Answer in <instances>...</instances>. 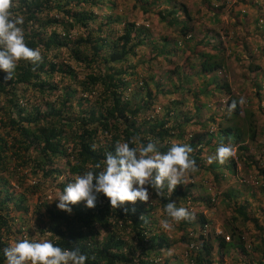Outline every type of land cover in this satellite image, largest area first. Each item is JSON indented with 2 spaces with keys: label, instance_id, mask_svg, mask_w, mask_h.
Masks as SVG:
<instances>
[{
  "label": "trees",
  "instance_id": "16d2710c",
  "mask_svg": "<svg viewBox=\"0 0 264 264\" xmlns=\"http://www.w3.org/2000/svg\"><path fill=\"white\" fill-rule=\"evenodd\" d=\"M163 2L167 9L154 13L166 29H176L177 36L171 38L168 32L152 34L143 25L127 21L125 15L115 13L112 17V1L17 0L13 13L25 18V41L28 47L40 50L43 60L35 71L33 65L20 61L13 79L7 82L6 73L0 71V264H5L3 249L9 246L10 239H21V232L31 238L22 224L24 230L19 225L12 227L16 216L11 211L24 221L29 212L40 224L41 234L61 248L78 247L88 256L86 264H224L225 259L234 264H264V225H257L249 201L239 198L237 190L218 192L220 184L234 178L236 162L231 158L225 165L206 162L221 143H231L237 151H245L246 147L239 144L245 138L253 141L256 136L253 115L238 106L225 115L231 102L238 104V100L229 93L226 83L217 80V73L224 70L222 50L214 45L203 46L206 32L197 39L199 50L188 49L178 63L180 42L192 41L195 34L190 24L192 17L182 5L179 19L177 9L169 7V0ZM142 4L147 5V0ZM102 5L110 14L97 17L93 10ZM155 5L152 2L142 7V14ZM261 16L253 23H258ZM168 40L171 47L167 46ZM148 44V56L142 55L130 64L129 60L143 52L139 48ZM61 52L66 57L57 60ZM70 61L85 71L78 87L70 86V81H76ZM138 65L143 74H137ZM137 80L139 86L124 96ZM197 81L196 88H183ZM260 88L256 86V95ZM212 92H223L228 97L225 112L218 116L221 123L213 120L217 117L214 113L206 121H199L198 112L208 109L203 103L193 104L191 114L180 111L186 104V95L197 101L199 95L211 96ZM176 93L180 99H172ZM49 97L54 98L47 101ZM160 97L168 100L163 112ZM34 99L38 103L30 104ZM187 125H199L205 131L185 137ZM212 126L216 128L214 133ZM134 135H140L143 143L157 142L161 152H166L173 142L190 144L199 171L188 177L187 185H178L169 198L166 188L165 198L156 197L149 188L148 203L137 201L112 209L108 199L98 194L95 208L88 209L85 202H80L72 206L71 214L59 210L58 201L48 205L40 198L29 209L25 195H16L6 179H14L20 187L26 174L38 175L42 182H58L56 187L61 191L75 176L87 172L89 165L103 160L106 152H114L117 142H129ZM259 174L264 180V171ZM59 177H64L63 181L59 182ZM193 178L199 182L197 188ZM36 187L37 184L27 186L23 191L33 194ZM258 190L264 194V183ZM157 199L159 203H152ZM217 199L224 209L219 233L212 218ZM169 202L188 208L196 219L182 221L173 231L165 232L158 223L165 218L163 206ZM141 216L147 222L140 220ZM245 224L257 231L252 242L243 240ZM174 245L184 247L181 259L165 256Z\"/></svg>",
  "mask_w": 264,
  "mask_h": 264
},
{
  "label": "rangeland",
  "instance_id": "374dc122",
  "mask_svg": "<svg viewBox=\"0 0 264 264\" xmlns=\"http://www.w3.org/2000/svg\"><path fill=\"white\" fill-rule=\"evenodd\" d=\"M103 1H112L115 4V11H113L114 14L111 13L112 17H115V13L125 15L127 17V21L134 22L135 25H143L145 28H148V31H151L152 34L155 33L157 35H165L164 33L168 32L170 35L167 34V36L170 38L172 36H177L176 29H166L164 23L159 22L154 13L158 10L167 9L166 4L163 2L164 0H147V5L142 4L144 0ZM152 2L156 3V5L153 7L150 6L149 9L151 12L148 11L145 15H143L141 11L142 7H146ZM182 5L186 9L189 16L192 17L190 24H192L195 34L192 41L180 42L179 50L177 52L178 55L176 57L178 59V63L179 60H183L182 57L187 53L186 51L188 49L196 48L199 50L200 45H196L197 39L199 40L206 32L208 34L206 37L207 39L201 41V43L204 44L203 46L214 45L222 50L221 55L224 70L217 73V80L220 81V83L227 84L229 93L233 95L238 102L241 97L245 98L246 104L239 105L238 103L237 106L239 109H246L253 115V121L255 122L256 127V136L254 140L250 141L248 138H245L244 141L239 144L241 147H246V150H236L234 152V159L236 161V174L234 175V178L232 177L229 181L224 182V184H220V186H218V192L227 188L231 189L233 192H236L237 190V192L241 194L239 198H245L252 206L253 217L256 219L257 225L263 226L264 194H261L258 188L264 183V180L259 174L260 171H264V0H169V7H175L177 9L176 14L179 19H182L181 10L179 9V6ZM93 13L97 17L108 16L110 14L103 5L99 9H94ZM260 15H262L260 21L254 24L253 20L255 18L257 19ZM243 17L245 18L243 19ZM155 40L158 41L156 38ZM157 43L160 44V41ZM167 46L171 47L169 40ZM148 47L149 44L141 46L139 49L143 52L138 53L135 58L129 60V63L135 64L137 60L142 57V55L146 56V53H148ZM209 50L210 49H207L206 51L209 52ZM196 52L197 51H195V53ZM65 57L64 53L61 52L59 53L57 60L65 59ZM159 61L165 63L161 60V58H159ZM174 62H177V60H174ZM70 63L74 65L73 68L76 73V81H70V86L78 87V81L81 80L84 75L82 72L83 68L82 66L78 67L71 61ZM139 68H141V65L137 66V74H139V72H141L140 74H143V71H139L141 70ZM165 70H167V68ZM138 83V80L133 82V84L124 92V96H127L128 94L130 95L133 91V87L139 86ZM198 85L199 81L190 85L185 84L183 88H189L192 90ZM257 85L261 86L258 95L255 94ZM210 88L211 87H209L208 90H210ZM53 98L54 97H49L47 101H52ZM176 98L180 99L177 93L175 96L172 95V99ZM227 98L228 97L223 92H212L211 96L199 95L197 101H193L192 96L188 94L184 97L186 104L184 107H180V111L185 115L188 113L191 114L193 112V104L203 103L208 107V109L203 108L205 110L198 112L201 119L199 121L201 123L206 121L210 113H214L217 117L213 118V120L221 123V118L219 119L218 116H221L222 113L225 112L224 108ZM166 101L168 100L162 97L158 100L160 105H164L162 112L168 106ZM37 103L38 99H34L30 104L35 105ZM22 106L27 109L29 108V105L23 104V102ZM157 110L158 108L154 111L157 112ZM162 112L160 111V113ZM229 112L231 111L228 110L225 115H229ZM242 115L243 114L240 113L239 117H242ZM214 129H216L215 126H212L210 130L214 133L216 131ZM185 131V137H189L190 135L203 133L205 130L200 129L199 125H187L185 127ZM239 155L241 158H236ZM247 164L249 166L248 168L245 167ZM59 166L62 167V164H59ZM6 179L10 187L15 188L16 195L21 194V192L25 195V205H27L29 209L32 208L37 198L46 201L48 205L57 202L55 200L58 195V189L56 187V183L58 182L51 183L50 180L42 182L38 175L26 174L23 179L22 186L19 187L14 179ZM63 179L64 177H59L57 180L61 182ZM192 180L194 181H192L193 185L195 184L197 188V184H199V182L196 178H193ZM36 184L37 187L33 194L25 193L23 191L24 187L33 185L36 186ZM206 193L209 195L208 191H206ZM218 199L220 200L219 197ZM218 199L215 200V216H212L215 221L214 226L217 233H219V228L221 229V224L224 220V209ZM203 211L206 213V210ZM12 213L16 216V222L13 224V228L14 226L18 227V225H23L28 232L27 234H30V237L32 238L36 234L32 228V223L34 221L36 231L40 232V224L32 216H29V212L27 216H25V221L18 217V213L11 211L10 214ZM245 225L247 228L242 229L243 240L247 243L250 241L252 242V237L256 235L257 231L252 225ZM23 226L21 228L22 230H24ZM158 226L161 228L160 222L158 223ZM21 233L23 236L22 238L27 237L24 232ZM262 234L264 235V232ZM40 236L42 238H46V236L41 234V232ZM16 237L17 235L15 238ZM12 242V239H10V241H8V245ZM245 242L244 244H247ZM255 242H257V240H255ZM183 252V246L174 245L173 247L171 246V248L167 249L165 256H174L181 259ZM215 256V249H213L212 257ZM223 263L234 264L231 260L229 261L226 259ZM236 264H244V262L238 261Z\"/></svg>",
  "mask_w": 264,
  "mask_h": 264
},
{
  "label": "clouds",
  "instance_id": "9594fccd",
  "mask_svg": "<svg viewBox=\"0 0 264 264\" xmlns=\"http://www.w3.org/2000/svg\"><path fill=\"white\" fill-rule=\"evenodd\" d=\"M17 6V0H0V71L6 73L5 82L13 79L20 61L33 65L35 71V66L43 60L40 50L28 47L25 41V18L13 13ZM238 103L246 104L245 98L241 97ZM236 107L237 101H232L228 110L234 111ZM142 140L140 135H134L129 142H117L114 152H106L103 160L89 165L87 172L75 176L73 182L58 191L56 207L71 214L72 206L85 202L88 209H93L97 195L103 194L110 207L118 209L126 203L149 202V188L158 198H165L166 188L169 198L178 185H187L188 177L199 171L190 144L173 142L166 152H161L157 142L143 143ZM96 147L93 145L92 149L96 150ZM235 151L236 147L231 143H221L206 162L225 165L230 158L236 162ZM153 202L159 203V199ZM163 211L165 218L160 225L165 232L173 231L182 221L196 219L188 208L177 207L175 202L164 205ZM140 220L145 217L141 216ZM32 228L36 232L32 238L13 241L3 249L5 264H86L88 256L78 247L70 250L56 246L51 239L40 236L34 221Z\"/></svg>",
  "mask_w": 264,
  "mask_h": 264
}]
</instances>
